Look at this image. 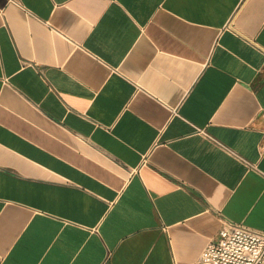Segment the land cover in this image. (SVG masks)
<instances>
[{
    "label": "crops",
    "instance_id": "0c3cea01",
    "mask_svg": "<svg viewBox=\"0 0 264 264\" xmlns=\"http://www.w3.org/2000/svg\"><path fill=\"white\" fill-rule=\"evenodd\" d=\"M264 230V0H0V264H211Z\"/></svg>",
    "mask_w": 264,
    "mask_h": 264
},
{
    "label": "built area",
    "instance_id": "2783aa9c",
    "mask_svg": "<svg viewBox=\"0 0 264 264\" xmlns=\"http://www.w3.org/2000/svg\"><path fill=\"white\" fill-rule=\"evenodd\" d=\"M223 221L217 238L202 249L200 260L211 264H264V230Z\"/></svg>",
    "mask_w": 264,
    "mask_h": 264
}]
</instances>
